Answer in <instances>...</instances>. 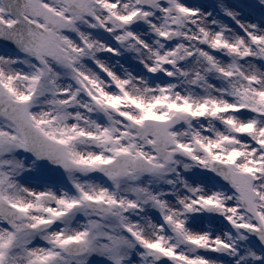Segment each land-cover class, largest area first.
<instances>
[{"label":"snow or ice","instance_id":"6c2138e0","mask_svg":"<svg viewBox=\"0 0 264 264\" xmlns=\"http://www.w3.org/2000/svg\"><path fill=\"white\" fill-rule=\"evenodd\" d=\"M0 264H264V0H0Z\"/></svg>","mask_w":264,"mask_h":264}]
</instances>
